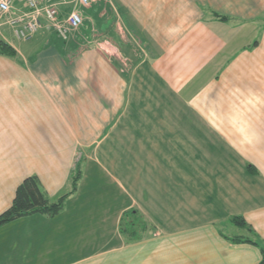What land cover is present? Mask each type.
<instances>
[{
	"label": "crops",
	"instance_id": "crops-1",
	"mask_svg": "<svg viewBox=\"0 0 264 264\" xmlns=\"http://www.w3.org/2000/svg\"><path fill=\"white\" fill-rule=\"evenodd\" d=\"M83 17L73 51L54 29L0 36L16 51L0 53V213L25 177L53 200L80 170L57 214L0 225V264H261L231 238L264 245V0H97Z\"/></svg>",
	"mask_w": 264,
	"mask_h": 264
},
{
	"label": "trees",
	"instance_id": "trees-1",
	"mask_svg": "<svg viewBox=\"0 0 264 264\" xmlns=\"http://www.w3.org/2000/svg\"><path fill=\"white\" fill-rule=\"evenodd\" d=\"M215 16L221 20H226V16L219 14H215ZM85 31V27L81 25L79 27V30L73 31L71 34L72 36L67 40L54 33V35L52 36V44L60 48H62L64 45H67L71 51L76 50L78 46L84 42L82 34ZM0 53L8 56H15L16 51L8 43L0 40ZM79 175L80 170L78 169L76 173L71 176L70 190L57 197L55 200H51L49 198L35 175L25 177L17 185L10 206L0 213V225L15 220L19 217L35 213L44 214L49 217L54 216L63 208L64 200L68 196V194L74 192V190L76 189ZM230 221L237 226H246V222L240 216H232L230 218ZM133 226H142V221L137 220L136 218L129 221L126 219L123 220V223L121 222L122 231H128V229L133 228ZM247 230L251 231L252 229L251 227L247 226ZM231 240H243L244 242H249L256 245L259 248L261 254L260 262L261 264H264V245L262 244V242L251 237H245L243 239L236 237L231 238Z\"/></svg>",
	"mask_w": 264,
	"mask_h": 264
},
{
	"label": "built area",
	"instance_id": "built-area-1",
	"mask_svg": "<svg viewBox=\"0 0 264 264\" xmlns=\"http://www.w3.org/2000/svg\"><path fill=\"white\" fill-rule=\"evenodd\" d=\"M0 0V36L6 26L18 40L30 39L42 28L54 29L63 39L83 23L81 8L90 7L97 0ZM74 2L66 14L58 6ZM77 6V8H76Z\"/></svg>",
	"mask_w": 264,
	"mask_h": 264
},
{
	"label": "rangeland",
	"instance_id": "rangeland-1",
	"mask_svg": "<svg viewBox=\"0 0 264 264\" xmlns=\"http://www.w3.org/2000/svg\"><path fill=\"white\" fill-rule=\"evenodd\" d=\"M60 9H62V8H67L68 10H70V9H72L73 7H74V2H68V3H65V4H61V5H59L58 6ZM76 8H77V6H76ZM87 8H89V7H87ZM85 8H81V12H82V15H83V10H84ZM83 20H84V18H83ZM43 29V30H42ZM41 30V32H44V33H47V31H48V28H42ZM79 30V28L76 30V31H78ZM2 33H3V35H4V37L6 36V37H8V38H11L12 37V34H11V32H10V30L5 26L3 29H2ZM70 33H72V32H70ZM70 33H69V35H68V38L67 39H69V37H71L72 35H70ZM33 37V36H32ZM14 39V38H13ZM66 39V40H67ZM129 64V63H128ZM98 173V172H97ZM53 200H55V199H53Z\"/></svg>",
	"mask_w": 264,
	"mask_h": 264
}]
</instances>
